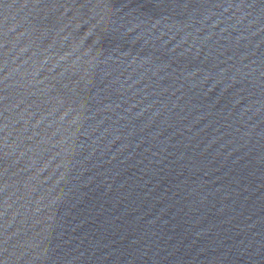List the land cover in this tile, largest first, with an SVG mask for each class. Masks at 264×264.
<instances>
[{"label": "water", "instance_id": "1", "mask_svg": "<svg viewBox=\"0 0 264 264\" xmlns=\"http://www.w3.org/2000/svg\"><path fill=\"white\" fill-rule=\"evenodd\" d=\"M0 264H264V0H0Z\"/></svg>", "mask_w": 264, "mask_h": 264}]
</instances>
